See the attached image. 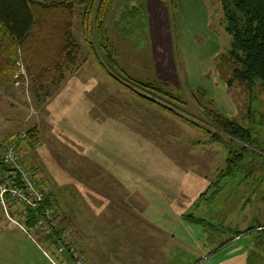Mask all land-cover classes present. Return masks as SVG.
Here are the masks:
<instances>
[{
    "label": "rangeland",
    "instance_id": "obj_1",
    "mask_svg": "<svg viewBox=\"0 0 264 264\" xmlns=\"http://www.w3.org/2000/svg\"><path fill=\"white\" fill-rule=\"evenodd\" d=\"M111 2L100 49L83 42L74 20L71 71L40 87L20 68L0 88V147L14 146L43 196L39 211L0 210V264H246L253 252L264 264L262 171L254 165L246 178H219L226 151L209 140L204 130H213L186 97L201 91V104L250 130L251 146L263 147L264 80L249 92L228 88L215 67L230 43L218 1L175 0L171 11L162 0L153 11V0ZM158 81L170 84L167 96L146 91L144 84ZM32 129L35 140L24 138ZM54 218L64 232L47 245L38 220Z\"/></svg>",
    "mask_w": 264,
    "mask_h": 264
},
{
    "label": "trees",
    "instance_id": "obj_2",
    "mask_svg": "<svg viewBox=\"0 0 264 264\" xmlns=\"http://www.w3.org/2000/svg\"><path fill=\"white\" fill-rule=\"evenodd\" d=\"M162 1H165L170 11L175 10V0ZM217 1L221 12L220 24L230 37V43L228 50L216 55L215 67L219 72L227 75L225 84L228 88L236 86L242 91L249 92L255 81L264 80V0ZM111 3V0H0V88L12 83L20 68L24 69L25 75L33 84L40 87L54 82L52 81L54 79L57 81L64 73L71 71L78 49L72 36L74 20L78 21L83 42L91 50L94 46L100 49L106 40L102 17H105L106 12L111 9ZM127 14L133 21L139 20L131 16L129 8ZM96 59L103 71L109 74L108 69L100 63V59ZM169 86V83L161 81L144 84V87L149 89L146 91L152 95L159 93L160 97L167 96L170 90L166 89ZM136 95L147 100L140 94ZM186 97L191 101L189 104H193L194 109L202 112L201 118L204 123L213 130L212 133L204 130L209 140L221 144L226 151L224 168L220 171L219 178H229L239 174L247 177L249 173H245L244 169L248 171L254 165L264 174V145L251 146L250 130L227 116L209 110L205 103V105L201 104L205 98L201 91L196 90ZM181 98L183 97L178 96L179 104L183 102ZM193 99L196 100L197 105ZM148 101L163 111L173 114L169 108L160 106L153 100ZM245 112L242 118L248 119L249 108H246ZM30 132L36 133L34 129L27 131L24 138L35 140V134ZM7 148L0 147V153ZM3 169L4 162L0 160V171ZM262 174L259 175L262 179L260 181L264 180ZM13 205L16 204H8V213L10 206L12 208ZM35 210L39 211L40 207ZM184 218L185 221L199 224L205 230L211 227L210 223L200 218L194 219L191 215H186ZM53 220L56 222L53 221L52 225L44 220L48 232H43L46 238H42L44 239L42 242L47 245L49 242L56 243L58 236L64 232L56 218ZM25 227L28 230L32 229L34 223L28 219ZM253 228L254 226L247 232H251ZM261 228L264 229V224ZM261 236V232H256L254 238L256 250L260 246ZM226 243H220L219 246ZM63 253L67 259H70L66 251ZM260 260L261 256L253 252L246 257V264H259Z\"/></svg>",
    "mask_w": 264,
    "mask_h": 264
},
{
    "label": "built area",
    "instance_id": "obj_3",
    "mask_svg": "<svg viewBox=\"0 0 264 264\" xmlns=\"http://www.w3.org/2000/svg\"><path fill=\"white\" fill-rule=\"evenodd\" d=\"M0 160L4 162V172L0 176V210L8 213V204L10 203L28 207L39 205L43 199L42 192L33 186L28 178V172L19 167L18 151L14 147L7 148L6 151L0 153ZM49 222L51 225L54 224L53 220ZM42 223L44 220L42 222L39 219L37 226L39 227ZM43 230L44 233L48 232L44 228ZM58 249L62 250V247Z\"/></svg>",
    "mask_w": 264,
    "mask_h": 264
},
{
    "label": "crops",
    "instance_id": "obj_4",
    "mask_svg": "<svg viewBox=\"0 0 264 264\" xmlns=\"http://www.w3.org/2000/svg\"><path fill=\"white\" fill-rule=\"evenodd\" d=\"M154 2L153 3H149V9L151 10V11H153V9H156V8H160V1L161 0H153ZM157 5V6H156ZM194 22L196 23V28L198 27V24L200 23V22H197L196 20H194ZM192 23H193V21H192ZM158 70H159V68H158Z\"/></svg>",
    "mask_w": 264,
    "mask_h": 264
},
{
    "label": "bare ground",
    "instance_id": "obj_5",
    "mask_svg": "<svg viewBox=\"0 0 264 264\" xmlns=\"http://www.w3.org/2000/svg\"><path fill=\"white\" fill-rule=\"evenodd\" d=\"M10 209V208H9Z\"/></svg>",
    "mask_w": 264,
    "mask_h": 264
}]
</instances>
